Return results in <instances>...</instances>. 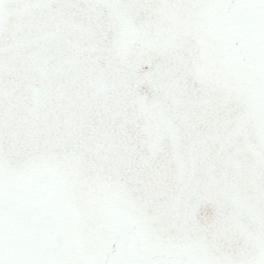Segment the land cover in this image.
<instances>
[{
	"label": "snow or ice",
	"instance_id": "6c2138e0",
	"mask_svg": "<svg viewBox=\"0 0 264 264\" xmlns=\"http://www.w3.org/2000/svg\"><path fill=\"white\" fill-rule=\"evenodd\" d=\"M0 264H264V0H0Z\"/></svg>",
	"mask_w": 264,
	"mask_h": 264
}]
</instances>
